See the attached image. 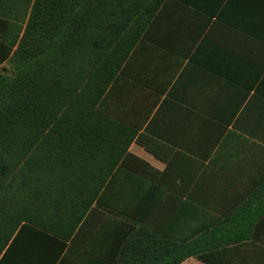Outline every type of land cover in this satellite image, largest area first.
Listing matches in <instances>:
<instances>
[{
    "label": "crops",
    "instance_id": "1",
    "mask_svg": "<svg viewBox=\"0 0 264 264\" xmlns=\"http://www.w3.org/2000/svg\"><path fill=\"white\" fill-rule=\"evenodd\" d=\"M123 71L108 109L164 145L167 159L132 143L62 264L115 262L133 222L110 206L178 240L220 221L235 243L208 261L264 264V0H165ZM45 240L22 228L0 264H59L68 244L57 255Z\"/></svg>",
    "mask_w": 264,
    "mask_h": 264
},
{
    "label": "trees",
    "instance_id": "2",
    "mask_svg": "<svg viewBox=\"0 0 264 264\" xmlns=\"http://www.w3.org/2000/svg\"><path fill=\"white\" fill-rule=\"evenodd\" d=\"M164 1L0 0V261L28 227L57 255L68 244L62 264L132 143L166 161L164 145L106 104ZM107 209L133 222L113 264L208 261L236 239L220 221L190 239L152 235L136 212Z\"/></svg>",
    "mask_w": 264,
    "mask_h": 264
}]
</instances>
